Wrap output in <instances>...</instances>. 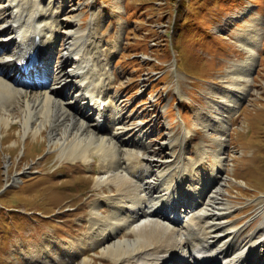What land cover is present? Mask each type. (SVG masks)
I'll use <instances>...</instances> for the list:
<instances>
[{
	"label": "rangeland",
	"instance_id": "1",
	"mask_svg": "<svg viewBox=\"0 0 264 264\" xmlns=\"http://www.w3.org/2000/svg\"><path fill=\"white\" fill-rule=\"evenodd\" d=\"M61 1L59 16L68 27L63 31L89 32L91 51L99 53L111 72L114 104L127 116L122 126L146 136L147 153L162 159L175 153L176 169L181 161L200 159V149L218 150L224 141L222 193L230 205L226 220L232 230L243 229L242 236L254 234L259 242L264 222V0ZM56 2L46 0L45 7ZM6 4L0 0V25ZM251 28L256 56L250 85L226 117L222 136L219 126L205 128L215 104L211 100L228 103L223 94H241L228 73L248 61L249 51L240 40L247 45L243 34ZM65 42L61 36L57 62ZM15 123L9 129L0 125V264H40L48 243L79 244L89 236L93 202L118 189L99 185L98 156L88 165L73 163L50 145L49 131L25 138L20 122ZM214 155L210 152L199 165L203 175L216 172ZM99 211L110 212L101 205ZM87 251L46 264H80L85 257L89 264H113L103 257L101 244ZM35 254L31 262L29 256Z\"/></svg>",
	"mask_w": 264,
	"mask_h": 264
},
{
	"label": "bare ground",
	"instance_id": "2",
	"mask_svg": "<svg viewBox=\"0 0 264 264\" xmlns=\"http://www.w3.org/2000/svg\"><path fill=\"white\" fill-rule=\"evenodd\" d=\"M45 1L6 0V19L0 25V125L9 129L20 122L25 138L46 129L50 145L59 147L61 157L73 163L88 165L98 156L102 167L99 185H113L118 193H103L106 196L93 202L89 236L79 237V244L48 243L40 264L84 256L87 247L99 244L103 257L113 264H264V222L258 230L263 237L254 242V234L242 236L244 230H232L226 220L230 205L222 193L224 141L220 140L218 150L211 148L218 166L207 175L198 168L212 153L210 148L200 149V159L189 164L181 161L176 169L175 153L166 159L147 153L146 136L122 126L127 116L123 118L115 105L111 72L99 53L91 51L89 32L63 31L68 27L59 16L62 1L48 4V9ZM253 34L252 28L243 34L248 37L247 45L240 40L249 51L248 61L242 69L235 65L237 70L228 73L234 77L231 86L241 94H223L221 98L228 103L211 100L215 101L211 114L216 116H208L205 128L218 130L219 126L222 136L226 117L250 85L248 76L256 56ZM60 36L66 42L57 62ZM38 46L47 70L58 76L46 87L29 90L21 78L24 72L19 75L16 67L24 53ZM164 144L172 147L169 142ZM100 205L110 212L99 211ZM260 211L264 213V207ZM124 231L127 235L120 237ZM37 256L29 259L33 262ZM80 264H89V258Z\"/></svg>",
	"mask_w": 264,
	"mask_h": 264
},
{
	"label": "trees",
	"instance_id": "3",
	"mask_svg": "<svg viewBox=\"0 0 264 264\" xmlns=\"http://www.w3.org/2000/svg\"><path fill=\"white\" fill-rule=\"evenodd\" d=\"M182 5H183V7H185L187 5V3L186 2H183Z\"/></svg>",
	"mask_w": 264,
	"mask_h": 264
}]
</instances>
